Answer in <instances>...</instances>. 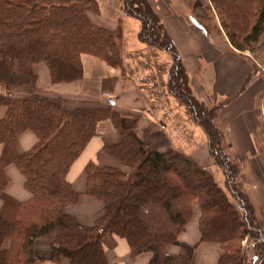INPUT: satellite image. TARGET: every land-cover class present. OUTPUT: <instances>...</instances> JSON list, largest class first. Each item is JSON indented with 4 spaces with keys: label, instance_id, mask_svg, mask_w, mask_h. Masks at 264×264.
I'll use <instances>...</instances> for the list:
<instances>
[{
    "label": "trees",
    "instance_id": "1",
    "mask_svg": "<svg viewBox=\"0 0 264 264\" xmlns=\"http://www.w3.org/2000/svg\"><path fill=\"white\" fill-rule=\"evenodd\" d=\"M122 2L125 14L141 22L139 39L171 54L168 87L206 134L209 152L224 174V186L208 168L181 151L149 150L109 105L83 103L67 108V100L60 96L11 97L0 91V107H4L0 264L32 263L37 237L50 240L54 261L66 257L70 264H112L102 246L107 233L125 238L132 255L149 252L148 264H190L195 244L180 241L178 235L195 208L200 240L220 246L218 264H264V239L237 181L238 167L220 144L223 136L215 124V108L207 111L191 93L181 58L147 0ZM209 3L231 47L252 51L264 32V0ZM97 10L96 0H0V84L35 88L36 63L46 65L53 82L78 79L83 53L121 66L119 31L92 23L88 12ZM262 108L264 117V94ZM104 118L111 120L121 139L103 145L101 151L128 170L93 161L85 165V193L101 200L103 211L93 225L84 226L65 211L80 196L67 173L95 134L96 123ZM26 130L35 134L36 142L16 155L12 141ZM9 164L23 174L31 193L28 199L16 200L4 193ZM249 250L254 262H247Z\"/></svg>",
    "mask_w": 264,
    "mask_h": 264
},
{
    "label": "crops",
    "instance_id": "2",
    "mask_svg": "<svg viewBox=\"0 0 264 264\" xmlns=\"http://www.w3.org/2000/svg\"><path fill=\"white\" fill-rule=\"evenodd\" d=\"M97 12H88L92 23L119 31L121 66H112L99 57L83 53L82 74L78 79L53 82L44 63L34 65L35 88L0 84V91L11 97L33 93L60 96L71 108L85 103L109 105L121 116L124 126L149 150L181 151L208 168L220 186L224 174L211 156L203 129L192 118L189 108L168 87L173 59L169 52L143 42L138 33L141 22L125 14L122 0H96ZM175 46L187 84L195 99L204 106L215 107V124L222 132L225 152L238 167L241 187L253 208L256 223L264 239V146L260 138L264 124L262 98L264 73L254 71L245 52L234 50L220 28L209 0H147ZM211 22V24H210ZM114 95V103L105 102L104 92ZM209 107V106H208ZM210 108V107H209ZM4 107H0V118ZM118 130L109 118L99 120L95 134L71 164L67 179L80 193L78 200L65 208L80 225L91 226L102 214L103 203L85 193L84 167L89 161L97 165L128 169L101 151L103 145L120 141ZM35 134L26 130L13 139L16 155L30 149ZM2 146L0 144V153ZM8 182L4 193L16 200H26L31 193L24 176L14 164L5 167ZM2 199L0 197V207ZM198 208L178 239L195 244L190 264H218L220 246L201 241ZM8 243V242H7ZM102 246L112 264H148L149 252L132 255L125 238L107 233ZM36 259L30 264H70L66 257L52 259L51 242L37 237L33 242ZM176 251L175 247L171 248ZM255 256L248 251L247 262Z\"/></svg>",
    "mask_w": 264,
    "mask_h": 264
},
{
    "label": "rangeland",
    "instance_id": "3",
    "mask_svg": "<svg viewBox=\"0 0 264 264\" xmlns=\"http://www.w3.org/2000/svg\"><path fill=\"white\" fill-rule=\"evenodd\" d=\"M212 14L214 15V12ZM212 20L215 21V15H214ZM210 24H211V22H210ZM244 52L248 55V58L250 59L251 63L254 65V67H255L254 71H260V72L264 73V32L260 36L259 41L255 44L254 49L252 51L245 50ZM208 106H205L207 111H209L210 109L213 110L215 108L213 104L208 105ZM218 128H219V126H218ZM220 132H221V129H220ZM221 134H222V132H221ZM261 136L262 137L260 138V141H261L262 146H264V130H263V127H262V131H261ZM220 144L225 149L224 141H221ZM240 177H241L240 175L237 176V181L241 183ZM6 244H7V242H6ZM241 245L243 248L242 252L245 253L246 251H244V250H246V248H247L246 238L242 240Z\"/></svg>",
    "mask_w": 264,
    "mask_h": 264
},
{
    "label": "built area",
    "instance_id": "4",
    "mask_svg": "<svg viewBox=\"0 0 264 264\" xmlns=\"http://www.w3.org/2000/svg\"><path fill=\"white\" fill-rule=\"evenodd\" d=\"M104 97H105V102L107 104H113L114 103V95L111 92L105 91Z\"/></svg>",
    "mask_w": 264,
    "mask_h": 264
}]
</instances>
